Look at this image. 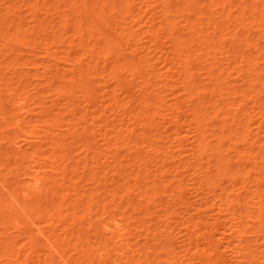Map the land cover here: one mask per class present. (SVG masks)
<instances>
[{"label":"rangeland","instance_id":"rangeland-1","mask_svg":"<svg viewBox=\"0 0 264 264\" xmlns=\"http://www.w3.org/2000/svg\"><path fill=\"white\" fill-rule=\"evenodd\" d=\"M92 1L96 2V0ZM169 1L170 0H133V2L136 3L135 7L140 8H137L138 10L132 13L128 11L120 14L119 12L113 13V0H107V2H109V7L113 9L110 10L109 13L99 14V18L102 19L100 30L97 27L92 29L84 28V33L82 32V28H78L76 23L82 20V22L87 24H94L97 21L96 16L100 11L98 3H94V6L97 7V13L93 11L85 15L81 11V9L85 7V3L81 2V0H0V197L10 198L11 194L14 192L15 183L25 180L27 169L36 164V162L24 158L28 153L37 151L41 153L39 156L54 154L59 157V160L53 166L47 161L45 163L46 165L43 166L41 174L44 179H42L43 182L40 194L31 190L26 199L27 204H33V202L36 201L35 199H37L36 194H38L39 198L48 197L49 200H47L51 203L47 204L41 202L39 206L35 207H33V205H28V214L22 212V215H24V225L20 229L13 227L15 219V215L12 213L15 211L13 205L10 206L11 212H0V246L10 242L9 247L13 251L12 254L7 256L5 254L6 252L3 253L5 250L1 249L5 248L3 246L0 247V264H20L15 261L19 250L24 264H66L64 258H62L57 251L54 250V253H52L53 250L50 249V245L45 244L44 237L39 233V227L48 235H53L55 233L63 237L64 230H67L69 238L72 240H74L73 237L75 235L79 234L81 236L80 240L83 243L86 242L87 238H89L88 240L91 241V244L95 241L101 243L103 234L100 231L99 222L107 220L111 214L120 216L121 212L119 206L118 208L108 209L106 213H103V211L96 212L97 202L101 204L110 199V196L108 197L105 192L102 194L101 192L105 187L109 188L108 183L113 180H117L120 184L117 202H119L126 211L127 220L128 217L131 216L134 227L139 224L144 225L142 233L137 230L134 234L135 238L131 241L136 243L138 240L139 243L136 247H139L146 243L145 233L151 231V229H156L157 231L155 234L153 230L150 234L151 237H155L154 240L151 241V245H153V248L157 249V251H164V254L159 257L161 264H167L165 260L170 254L169 250L173 247V245H169L167 241L171 240L174 242L175 246L180 245L178 249L186 247L184 246L185 241L183 237L184 230L186 229L181 227L182 225L180 226L182 222L185 224H193L194 220H196V216L199 215L205 217L204 219L207 221H213L219 218V227L217 230L215 229L214 232V235L217 237L222 235L220 234L222 232V225H225L226 221L227 226L234 222L240 223L236 218L232 217L230 211L229 214H227L225 210V212L222 210L223 212L219 211V213L217 206L221 202L217 200L220 191H223L225 188L227 193H233V195L229 197L232 198L234 193L238 191L237 188L241 185L242 179L238 177L232 182L228 176L223 177L220 173L232 170V168H234L233 166L238 165V163H241V165H243V163L246 164L247 161L244 160V151L248 150V152H254L255 154H258V151L260 152V144H264V132H260L261 136H259V138L261 142L254 143L253 145L250 140L251 135H247L244 129L249 127L250 129H248L255 133L258 129V124L260 125L262 122L261 130H264V120H260L261 114L257 113L258 110L264 113V103H262L264 102V86L260 83L261 81H256V91L261 93L260 95H252L255 99H253V97L251 99L249 96L248 98L251 100L248 102H246L248 98L240 93L224 95L227 96L226 101L229 103L227 107L230 105L241 107L240 110L234 109V111L239 114L241 110L243 111V115L239 117L244 116L246 111L243 109L246 108L247 111H252V114H254V117L248 120L250 123H247L248 121H246L247 118L245 116L243 118V125H238V123L235 122L233 123L232 120H229L230 123L228 122L232 127L238 130V132L241 131V138L239 137L237 139L238 141L236 140L238 142L237 147L242 149L241 153L235 146H230L232 142L226 138V140L224 139V144L220 146L216 138L220 135L219 131H221V127L222 129L225 128L227 121L223 124V122L220 121L222 118L221 115L207 124L213 117V113H205L204 111H202V113H197L194 110L195 107L191 109V106L193 107V105L195 106L196 103L198 104L199 102L198 96L195 93L197 89L191 88L192 91L189 89L190 93H187L188 90H184L187 83H184L185 80L187 82L186 75L188 72H193L196 74H194V78L196 77L195 79H197L198 77V79L203 82H200L201 86L205 84L204 86L207 85L211 87L212 80L208 76L209 71L206 70L210 69L211 72L209 73L212 75V68L214 67L215 72H213L217 77H220L221 85L223 84L222 82L231 80L230 82L238 87L242 83V77H246L245 75L247 74V79L250 77L253 78L254 76L250 75L253 72L255 73L256 70H253L250 74V69L248 74L246 72L248 69L246 68H248L250 64L246 61H240V59L233 60V62L231 61L232 59L230 61L228 60L230 65L227 66L225 55L227 52L228 55H232L235 52L233 48L237 50L239 48L241 52L239 55L244 54L250 56L251 53H254V47H247V43L245 44L246 40H243V43H239V46L236 40L235 43L237 45L231 41L234 32L232 33V29L230 30V28L234 26L238 29L242 28V33H238L240 29H237V34L241 35L245 27L243 26L244 22H239L240 25L233 19V21H227V18L224 16L221 17V14L219 15L222 9L218 8L220 12L218 10L219 13L215 14L214 19L219 18L214 20V23L217 22L219 26L218 29L222 28L223 30L224 27H227L224 29L226 30L224 35H219L221 37L217 39L218 33H216L214 39L215 43L212 41L213 43L208 45L210 47L203 48L202 50H198L197 48L200 54L199 59L196 60V58L192 60L194 64L191 63V68H185L186 66L183 65L182 67L179 64H185V62L180 63L183 61L185 55L182 53L184 56L182 54L178 56V53L184 51H175L173 45L176 37L172 36L175 33L171 34V32L177 30L179 34L181 33L180 36H184L185 38V34H187L188 31V28L187 31L184 30V28L188 26L186 25L188 24L187 20L190 24L193 22L192 25L195 23V26L199 27L201 30V23L204 25V22L208 21L206 12H209L208 7L210 5L208 3H210V0H190L192 2L191 4L189 3L191 5H189L190 9L179 12L174 10V4L181 3L183 0ZM229 1L228 3H231V6H228L229 4L227 3V7L229 9H234L236 7L235 9H237L238 4L236 5V3L243 0ZM33 2L36 3L34 4ZM232 2L234 5H232ZM243 5L246 6L245 3ZM7 6H11L10 9L7 8ZM14 6L19 8L20 14L11 11ZM47 7L49 9H47ZM199 7L203 9H199L201 12L197 11ZM195 9L196 11H194ZM55 10H61L62 13H56ZM75 10L78 11L76 12ZM189 10L192 11L191 14ZM237 10L240 9L238 8ZM249 10L250 8L248 6L247 10L245 9L247 15L251 13V10ZM33 13H37V17H35L36 15ZM78 13L81 14L79 15ZM180 13L182 16H177V14L179 15ZM184 15L189 16L184 17ZM160 19L162 21L164 19L167 22L165 23V30L163 29L164 32L162 30L161 33L163 35H160L162 39L160 37L158 38V40L161 39V43L158 41L160 44L157 45L158 42L156 44L154 40H151V35L156 25L159 23L160 25L158 26L162 25ZM189 19H191V22ZM136 20L138 21L137 24L135 23ZM175 23V28H172V25ZM235 23L242 27H238ZM183 25L185 26L183 27ZM230 25L232 27H230ZM111 26L113 28H111ZM120 26L130 27L133 35L135 34V39L129 40L130 42L127 46L134 47L132 45L136 43L132 42L136 40L137 48L139 47L141 51L143 49L142 54L148 52V54L145 55V65H142L139 71L135 73L136 75H139L137 74L139 72L142 73L141 75L147 74L146 79H149L148 81L143 77L131 75L132 72L125 69L123 71H117L120 72V80H122V85L120 86V84H117V79L112 77V70L114 63H116L115 61L122 57L123 52H115V54L108 59H103L102 57L98 58L97 51L100 45L97 42V37L100 31H105V33L110 34L109 37H111L112 33H118L120 31ZM117 27L120 29L118 30ZM180 27L183 28L181 29ZM208 27H210V29H206V31H209L211 35L212 32L214 33V30L212 31L214 28L213 26ZM26 28L30 30L33 29L35 31L34 34L29 33L28 30L26 31ZM236 28H233V30L235 31ZM253 28H251L252 30L250 29V38L253 37L254 40L249 39L250 43H254L256 40L255 37H258L259 41L257 42L260 44V47H262L261 49L264 50V37L261 36L264 31L261 32V30L259 31L256 27ZM255 28L259 31L260 36H258ZM39 29L42 32H40ZM227 29L229 35L226 33ZM182 30L185 32L183 33ZM194 30L196 31L194 34L197 35L196 27ZM190 33H188L189 36ZM186 36L188 37V35ZM241 36H244V34ZM124 40L125 38L123 39L122 48L126 47V42ZM196 41L194 45L197 44V47H202V45L199 46V42L201 41H198V43H196ZM94 43H96V47L93 53L94 58L91 56V59H93L92 64H95L97 68L105 69V71L102 72V69H100L99 71L91 73L90 77L85 79L88 85V87H86L78 83V80L71 81V79H73L72 63L79 58L82 53L81 48H84V45L87 47ZM204 43L206 44V42ZM194 47H196V45ZM220 47L224 50L222 52H227L226 54L223 53L224 55L219 53L217 56L216 53L218 52L215 53V50ZM191 48H193V46ZM225 49L227 50L225 51ZM124 50V55L127 54V52V55H129L131 48L127 47ZM192 50H195V48ZM208 50L211 51L210 54H206ZM53 51L57 52L55 59L46 55L47 52L51 53ZM231 51L233 52L231 53ZM137 52L140 51L138 50ZM261 53H264V51L260 52V54ZM220 54L224 57L222 58ZM87 57H82V67H85V62L91 60L90 56ZM262 58H259V62H257L260 68L264 66V59ZM199 60H204L203 67L201 65L202 62H200V64L197 63ZM216 67H219V70ZM47 68L51 72V78H48L50 74L46 73ZM221 69H226L224 75L223 72L219 75L222 71ZM203 71L205 73L201 75ZM227 73H229L228 76ZM243 73L245 74L240 77V74ZM104 74L105 77H103ZM160 74L162 78L159 76ZM181 75L182 78H179ZM77 76L79 75L77 74ZM51 79L52 81L50 82L49 80ZM188 85L190 86V84ZM119 86L121 88H119ZM153 88H158L159 95L161 94L160 96L164 97V114H161L162 116L154 114V116H156L154 118L157 119L155 123L159 125L158 130H164L162 133L160 131V136L155 134L157 137L153 135L155 131L157 133L159 132L155 129L158 126L157 124H154V126L153 124L151 125V120H145L146 118L144 119V126L141 127V123H139L141 118L146 117L148 114L145 113L147 105L143 104L145 103L143 101V103L140 102V100H142L143 95H146L145 97L147 99L148 93L151 92ZM207 95L208 94L204 95L203 98H206V100L209 98L211 105H216L218 103V101H214L216 98H214L213 94H209V97H206ZM19 97L25 98V104H23V106L24 109H30L32 112L33 115L31 116V120L36 125V131H31L30 127L23 119H21L20 124L22 130L14 127V117L21 112V110L17 108L18 106L14 105V101ZM8 98L11 99V102H7L9 100ZM1 99L3 101H1ZM182 99L185 101V107H182L183 109L179 106L180 103L178 105V102ZM127 101L130 102L127 104ZM5 102H7V105L5 104L3 107V103ZM123 103H125V106H123ZM186 104L191 105L189 107L190 110L186 108ZM241 104L244 106H241ZM171 105L173 108L176 106L179 109H173ZM181 106H183V104H181ZM184 109H186L185 112ZM138 110L142 113L141 115H139L140 113L136 114ZM176 110L177 113L181 111V113L178 114V116L181 117L180 121H178L180 125H182L180 127L182 129H179L180 135L175 133L178 130H176V123L178 124V122L175 123V119H173V117H176ZM51 112L57 113L58 120L60 119L58 121L59 125L56 127L58 129L54 131L57 134L54 139L56 144L51 143L50 137L43 136V131L49 129V127L45 125L47 124L45 118L48 117ZM201 114L204 115L202 119L199 118V122L193 120L197 115ZM172 115L174 116L172 117ZM178 116L176 119L179 118ZM261 119H264V115H262ZM222 125L225 126L223 127ZM239 126H242V128ZM199 128L205 130L204 142L211 141L207 150L208 152H206L207 154L197 159V157L194 158L190 148L191 143L194 141V133L198 132ZM23 130L26 131V134L23 133ZM216 133L219 134L216 136ZM191 134L192 136H190ZM235 139L236 138H234L233 141ZM179 140L181 144H178ZM150 143H153V145L148 146ZM186 145L187 147L189 146V148H187ZM106 148H110L112 151L107 153L105 150ZM212 148L215 149L212 150ZM161 149H164V153H166H161ZM170 151L171 153L168 154ZM173 153L175 155H172ZM220 156L223 159H221ZM254 156L259 157L258 155ZM226 160H231L233 165L226 164ZM237 160L238 162H236ZM254 160L255 159L250 160L253 162L247 163L248 168L257 166V161ZM198 161L203 165L201 168L203 171H198L196 169V163ZM114 164H117L116 168H122L117 170L113 167ZM62 166L65 167V172L59 174L52 172V168L58 170ZM73 168L81 175L80 179L78 178L79 185H77V188L79 190L78 195L83 194V200H81L80 203L85 204L84 210H82L83 206H78L72 201L74 192L76 191L70 186L69 177L71 175H66L70 174ZM100 170L103 171L102 173H104L108 179V181L104 180L101 184L94 175V172ZM176 170L181 172H179L181 174L179 178L183 183V196H179L177 192L174 193L175 195L171 194V189L177 184V180L179 179L175 175ZM147 174H149V176H146ZM75 175L72 176L74 177ZM213 180H216L214 187L211 183ZM106 183L107 185H105ZM24 184L25 182L19 184V196L22 194ZM5 185L6 188L4 187ZM52 185L64 188L63 191L59 192L58 197L54 196V192L45 194L44 190L47 187L52 188ZM147 188H151V190L146 192ZM7 189H9L10 192ZM247 191L249 190L242 189V195L247 193ZM62 195H64V197H62ZM205 196L208 197L207 200ZM66 198L70 199L67 200ZM95 200L97 202H95ZM56 202L60 203L61 207L67 208L62 215L56 214V208L53 206ZM89 204L93 205L90 213L87 208V206L91 207ZM236 207L238 208L237 210L240 209L238 205ZM134 208H136L135 211ZM195 208H199L201 214H199V210L196 211ZM254 212L257 213V211ZM195 213L196 216L192 217ZM223 213H225V216ZM262 216H264V213H262ZM224 219L226 221H224ZM202 227L204 226L202 225L201 228ZM181 230L183 232H181ZM196 234L198 235V233ZM219 234L220 236H218ZM258 235V232H253L249 229L243 234L244 238L251 239L249 244L253 246L257 258L261 256L259 252L261 246L258 247L259 241L256 240ZM197 239L199 242H202L203 245L204 236L200 235ZM225 241L223 242L224 244ZM163 242L164 247L162 245ZM70 243L73 244L76 242L71 241ZM246 243L247 242H243L239 246L244 247L247 245ZM80 254L81 253L73 250L72 247L66 250V255L72 258L71 264H89L85 257ZM194 256V251L192 249L187 250L185 259ZM26 257L27 259L24 260ZM105 257L108 258V255ZM139 257L140 261H143V264H152L155 258L152 256L153 259H147L146 255H141ZM182 258H184V256ZM226 258H228L226 259L228 263L230 258L227 256ZM241 258L243 260L246 259L244 256ZM259 260H261V258H259ZM192 261L195 262V264H200L197 258H193ZM184 264L188 263L185 261Z\"/></svg>","mask_w":264,"mask_h":264},{"label":"bare ground","instance_id":"bare-ground-1","mask_svg":"<svg viewBox=\"0 0 264 264\" xmlns=\"http://www.w3.org/2000/svg\"><path fill=\"white\" fill-rule=\"evenodd\" d=\"M166 1H168V0H166ZM170 1H172V0H170ZM189 1L190 0H183L182 2L180 1L181 3H176V5L174 4V8H175L174 10L179 12V11H182V10L186 11L187 9H190V6H191L190 4L192 2L191 1L189 2ZM228 1L229 0H210V3H208L210 5L208 7L209 10L207 9L209 12L205 11L206 14H207V17H208V21L204 22V25H203V23H201V26H200L202 28L201 30L199 29V27L195 26V23L192 25L193 22L190 24L189 21L187 20L188 24H186V25H188V26H186V28H184V30L187 31V28H188V31H187V34H185V38H184V36H180L181 33L179 34V32L177 30H175V29H174L175 31L171 32V34L175 33L172 36L176 37L175 43L173 45L175 51L176 50L178 52H180L181 50L184 51V52L181 51V53H178V56H179V54L184 53L185 56L182 54L184 56V59H183V61L181 60L182 62H180V63H184L185 62V64H179V65L186 66L185 68H191L192 60H194L196 58H197L196 60L199 59V55L200 54L197 51V48H198V50H202L203 48L210 47L208 45L215 41L214 39L216 37L215 36L216 33H218V37H217V39H218L221 36H223L225 31H226L224 29L227 28V27H224L223 30H222V28L218 29L219 26H218L217 22L214 23V20L219 18L218 17V18L214 19L215 18L214 17L215 14L220 12V10L218 8L222 9V12L219 13V15L221 14V17L224 16L225 18H227V21H229V20L231 21L233 19L237 23H239V22L243 23L244 22L243 23L244 25L242 24L243 26H245L244 29L242 30L244 36H241L243 34H241V35L237 34V32H238V30L240 28L239 29L236 28L234 26V24L231 22L234 27H232L230 25V27H232V28H230V30L232 29L231 32L232 33L234 32V34H232L233 36L231 35L233 38L231 36H228V37L229 38L231 37L232 38L231 41L234 42V43H235V40H236V42H238V46L240 45L239 43H243L244 42L243 40H246L245 41V44L247 43L246 46L247 47H250V46L254 47V53H251L250 56H246L244 54H240L239 55V53H241V52H240L238 46H237L238 50L236 48H233V49H235L234 50L235 52L232 55L231 54L228 55V52L226 51L227 49H225L227 54H226V52H222L224 50H222L221 47L219 49L215 50V53L218 52V53H216L217 56H218L219 53L226 54L225 57H226V60H227V62H226L227 66L230 65L229 61L231 59H232L231 60L232 62H233V60H237V59L238 60L240 59V61H246L247 63L250 64L249 67L246 68V69H248L246 72L249 74L248 71L251 69V72H250V74H251L253 72V70H256L255 73L253 72L254 74L252 73L250 75V76L253 75L254 77L253 78L250 77V78L247 79V74H246L245 75L246 77H242L241 78L242 83L238 87L234 86V84H232L230 82L231 80L230 81L229 80L228 81H224V82H222L223 84L221 85L220 77H217V75L214 74L215 68L213 67L212 69H213L214 72L212 71V75H211V73H209V72H211L210 69L206 70V71H209L208 72V76L212 80L211 87H209L207 85L204 86L205 84L203 86H201L200 82L201 83H203V82L200 81L198 79V77H197V79H195L196 77L194 78V76L196 74L193 73V72H190V73L188 72V74L186 75L187 82L185 80V83H184V84L187 83L186 86H185L186 88H184V90L185 89L188 90L187 93H190V90L192 91L191 88H193V89L196 88L197 89L196 91L195 90L194 91H195V93L198 96V97L197 96L196 97L199 99L198 100L199 102L197 101L198 104L196 103V105L195 106L193 105V107L190 104L189 105L186 104L187 105L186 108L189 109V107L191 106V109H192V108L195 107L197 109L194 108V110L197 113H202V111H204L205 113H208V112H210L211 114L213 113V115H212L213 117L211 118V120H209L207 122V124H209L215 118H218L219 116L222 115V118L221 119L219 118L220 121H222L223 124H224V122L227 121V124H226V126L224 125L225 128L222 129V127H221V129H220L221 131H219L220 135H219V137L216 138V140L219 142L220 146H222L224 144L223 143L224 139L226 138L227 140H230L232 142V143H230V146H235L236 148L239 149V147H237L238 146L237 145V143H238L237 139L239 137L241 138V133H240L241 131L238 132V130H236L234 127H232L229 124L230 123L229 120H232L233 123L235 122V123H238V125L239 124L241 125L243 123L244 116L247 118L246 121H248L252 117H254L253 116L254 114H252V111H247V108H246L247 105H246V107H245L246 109L242 108L244 111H246V113L244 114V116L239 117L240 115H243V111L241 110V113L239 114L238 112L234 111V109L236 108V109L240 110L241 107L240 106L234 107L232 105L227 107L229 103L226 101L227 100V96H224V95H229L231 93H236V94L240 93L242 95H245L247 98L250 96L251 99H252V97L254 95H257V94L260 95V93H261V92L256 91V87L257 86L255 85L256 84L255 82L256 81L257 82L261 81L260 83L262 84V86H264V83H262V82H264V66H261L262 68H260L258 63H257V62H259L258 61L259 58L264 57V53L260 54V52H262L264 50L261 49L262 47H260V44L257 42V41H259L258 37H255L256 40H255L254 43H252V42L250 43L251 39L254 40L253 37L250 38L251 37L250 34H251V30H252L251 28L256 27L257 29H259V31L260 30H261V32L264 31V0H245V1L243 0V1L239 2V3L235 2L236 5L238 4L237 5V9L239 8L240 10L235 9L236 7L234 9H232V8L229 9L227 7V5L229 4L228 6H231L230 5L231 3H228ZM81 2L85 3V7L81 9L83 14H85V15H88V14H90L93 11L97 13V10H96L97 7L94 6V3H98L99 7H100V11H99V13L96 16L97 21L94 24H87L85 22H82V20L79 23H76L78 28H80V29L82 28V30L84 28H86V29L91 28L92 29V28H96V27L100 30L102 19L99 18V14H101V13H103V14L109 13V11L112 10L113 8H114L113 13L114 12L115 13L119 12L120 14L123 13V12H128V11H130V13H132V12H135V10H138L140 8V7L139 8L135 7L136 3H134L133 0H113V4H112L113 8L109 7V2H107V0H96V2H94L92 0H81ZM244 3L246 4L247 7L249 6V8L251 10V11L249 10L251 13L248 14V15H247V13L245 11V9L247 10V7L245 5H243ZM232 5H234L233 2H232ZM10 7L11 6H9V7L7 6V8H9V9H10ZM47 9H49V8L47 7ZM199 9H200V7L198 8L197 11H200L202 8L200 10ZM191 10H189V11H191ZM218 10H219V12H218ZM11 11L18 12L20 14L19 8L15 7V6L11 9ZM55 11H56V13L57 12L58 13L59 12L62 13L61 10L60 11L55 10ZM75 11L77 12L78 10H75ZM194 11H196V9ZM191 13H192V11L190 12V14ZM33 14L36 15L35 13H33ZM180 14L179 15L177 14V16H182V14L181 15ZM188 16L184 15V17H188ZM35 17H37V15ZM122 17H124V16H122ZM164 18H165V16H164ZM205 18H206V16H205ZM189 20L191 22V19H189ZM166 22L167 21H165L164 19H163V21L161 20V24L162 25L158 26V25H160V23H159L158 25H156L157 28L155 27L154 30H153V33L151 35L152 36L151 40H154L156 42V44H157L158 41L160 42V40L162 39V37H160V35H163L161 33H162V30L166 27V25H165ZM135 23L137 24L138 21L136 20ZM175 25H176V23L174 25H172L173 26L172 28H175ZM83 26H85V27H83ZM184 26L185 25H183V27ZM208 26H213V28H214V29L211 28L212 31L214 30V33L212 32L211 35H210L209 31H206V29L207 30L210 29V27H208ZM237 26L238 27H242V26H239V25H237ZM44 27H47V26H44ZM195 27L197 29V35L194 34L196 32L194 30ZM111 28H113V27L111 26ZM120 28H118V30L120 29V31L118 33H115V32L112 33L111 37H109L110 34L105 33V31H103V32L100 31L101 34L99 33V35L97 37V42L100 45V47L98 48V51H97L98 52L97 55H98V58L102 57L103 59H108V58L112 57V55L115 54V52H120V53L123 52L122 57L118 58L115 61L116 63H114L113 70H112V77H115L117 79V84H120V86H121L122 85L121 84L122 80H120V72H117V71H123L125 69H128V70H130L132 72L131 75L133 74L135 76L136 75L135 73L137 71H139V69L142 67V65H145V63H146L145 55L148 54V52L142 54L143 49L141 51L139 49V47L137 48L136 40L132 42V43H136V44H134V45L131 44L134 47L127 46L128 43L130 42L129 40H134L135 39V34L133 35V33L131 32L130 27H125V26L121 27L120 26ZM204 28H205V30H204ZM233 28H236V30L234 31ZM256 28H255V31L257 30ZM189 29H190L192 35H191ZM241 29L239 30L238 33L241 32ZM25 30L26 31L28 30V32L32 33V34H34V32H35L33 29L30 30L29 28H26ZM84 30L82 32H84ZM101 30H104V29H101ZM164 30H163V32H164ZM184 30H182L183 33L185 32ZM259 31L257 30L258 36H260ZM40 32H42V31L40 30ZM228 32L229 31L227 29L226 33L228 34ZM231 32H230V34H231ZM188 33H190V36H189ZM178 34H179V36H178ZM186 35H188V37ZM219 35H221V36H219ZM261 36L264 37V33H262ZM159 37L161 38L160 40H158ZM181 37L184 38V39H182ZM124 38H125L124 41L126 42V47L125 48H127V47L131 48V51L129 52V55H127L128 52H127V54L124 55V52H125L124 49L125 48H122L123 39ZM237 39H239V40H237ZM195 41H196V43H198V41H201V42H199V46L202 45V47H197V44H195L196 47H194L195 46L194 45ZM159 42H158L157 45H159L161 43V42L160 43ZM204 42H206V44ZM232 42H230V43H232ZM95 45H96V43H94L93 45L87 46V47H85L86 45H84V48H81V50H82L81 55L79 56V58L75 62L72 63L73 79H71V81H77L78 80V83H80L82 86L88 87L87 80L85 81V79H88L90 77L91 73H93L95 71H99L100 69H102V72L105 71V69L97 68V67H95V64H92L93 59H91V56L94 55L93 53L95 51V47H96ZM206 45H207V47H206ZM235 45H237V44L235 43ZM242 45H244V44H242ZM192 46H193V48H195V50H192L193 49V48H191ZM223 49H224V45H223ZM138 50L140 52H137ZM196 52H198V53H196ZM232 52L233 51H231V53ZM210 53H211V51L208 50V52L206 54H210ZM213 53H214V50H213ZM56 54H57L56 51H53L51 53H49V52L46 53V55L51 57L52 59L56 58ZM87 56H90L91 60H89L88 62H85V67H82V63H83L82 62V57H87ZM213 56H214V54H213ZM204 57H207V56H204ZM221 57H222V55H221ZM93 58H94V56H93ZM209 58H210V56H209ZM209 58H207V59H209ZM207 59H205V60H207ZM262 59H264V58H262ZM119 60H121V61H119ZM203 61L204 60H199L197 63L200 64V62H202L201 65L203 67V64H204ZM192 64H194V63H192ZM148 66H149V63H148ZM206 67H204V68L207 69ZM204 68H202V69H204ZM216 68L218 69L219 67H216ZM226 68H228V67H226ZM221 70L222 71H221V73L219 75H221L222 72H223V75H224V73H226V72H224V71H226V69H221ZM46 73L50 74L48 78L52 77L51 76V72L49 71L48 68L46 69ZM203 73H205V72L203 71L201 75H204ZM77 74L79 76H77ZM137 74H139V75H136L137 77L140 76V77H143L147 81L149 80V79H146L147 74L141 75L142 73H140V72L137 73ZM228 74L229 73H227V76H228ZM244 74L245 73L240 74V77H241V75L243 76ZM206 75H207V73H206ZM159 76L161 77V74ZM103 77H105V74L103 75ZM179 78H182V75ZM184 79H185V77H184ZM49 81L51 82L52 79L49 80ZM158 83H161V82H158ZM175 83H176V81H175ZM188 84H190V86ZM120 86H119V88H121ZM198 88L200 89V91H199ZM149 93L147 95V99L145 97L146 95H143L142 100H140V102L143 101L145 103H143V102L142 103L147 105V109L145 110V113H148L146 115V117L141 118V120L139 122V123H141V125H140L141 127L145 125V120H151L150 122H151V125L153 124V126H154V124L158 125V123H155L157 121V119L154 118V117H156V116H154V114H156L157 116L158 115L162 116L164 114V112H163L164 111V109H163V107H164V104H163L164 97L162 96L163 97L162 98L160 96L161 94L159 95L158 88H153L151 90V92H149ZM206 94H208L206 97H209V94L210 95L213 94L214 98H216V100H214V101H218V103L216 105L215 104L211 105V102H210L209 98H208L209 100L208 99L206 100V98H203L204 95H206ZM181 95H183V94H181ZM148 96H149V98H148ZM150 97H152L153 99L150 98ZM212 98H213V96H212ZM24 99L25 98H22V97L20 98L19 97L17 100L14 101V105L18 106L17 108H19L21 110V112L14 117V127L16 129L22 130V127L20 126V124H21V119H23V120H25L26 124H28V126L30 127L31 131H36V125L31 120V116L33 115L32 112L30 111V109H24V106H23V104H25V100ZM251 99L248 98L246 102H248ZM253 99H255V98L253 97ZM1 101H3V100L1 99ZM7 102H11V99H9ZM7 102L3 103V107L5 106V104L7 105ZM129 102L130 101H127V104ZM179 103H180V105H179ZM262 103H264V102H262ZM181 104H183V106H181ZM206 104H208V105H206ZM178 105L181 108L185 107L184 106L185 105V101L182 99L180 102H178ZM123 106H125V103H123ZM241 106H244V105L241 104ZM171 107H172V105H171ZM174 107L175 108H173V107L172 108L173 109H177V110L179 109L176 106H174ZM210 107H211V109H210ZM224 107H225V109H224ZM177 110H176V113H177ZM185 111H186V109H184V112ZM195 112H194V114H195ZM23 113H25V114H23ZM137 113L139 114L140 110H138L136 112V114ZM179 113H181V111H179L176 114V117L178 116ZM257 113L261 114L259 119L260 120H264V119H261L262 115H264V113L260 112L259 110H258ZM141 114L142 113H140L139 115H141ZM180 115H182V114H180ZM186 115H187V113H186ZM203 115L204 114L197 115L196 118H194L193 120L194 121L197 120L199 122V118L202 119ZM173 116L174 115H172V117ZM176 117H173V119H175L174 120L175 123L178 122V124L176 123L177 126L174 124L176 126V130L178 129L175 133L179 134L180 133L179 129H182V128H180L182 125H180V123H179L181 117L178 116L179 117L178 119H176ZM77 118H79V117H77ZM154 119H155V121H154ZM59 120H58V115L55 112L54 113L51 112L50 115H48V117L45 118V122L47 123L45 125H47L49 127V129L45 130V131L42 130L43 131V136L50 137L52 144H56L54 139L57 136V134L54 131L56 129H58L56 127L59 125V123H58ZM142 120H144V121H142ZM247 123H250V122L248 121ZM261 123H260V125L258 124V129H257V131L255 133H253L252 130H249L250 129L249 127L244 129V132L247 135H251L250 136V138H251L250 140L252 141L253 145H254V143L261 142V140L259 138V136H261L260 132H264V130H261V128H262L261 127L262 126ZM158 127H159V125L155 129L158 130ZM239 127L242 128V126H239ZM160 128H161V126H160ZM199 130H200V133H199ZM199 130H198V132L194 133L195 137L193 136L194 137V141L192 142L193 144L190 142L191 143L190 151L192 150L191 152L194 155V158L197 157V159L201 158L204 154H207L206 152H208L207 150H208V148L210 146V141H211V140H209L207 142H204L205 130H203V129L201 130V128H199ZM160 131L158 133L155 131V133L153 135L156 134V135L160 136ZM162 131L164 132V130H162ZM162 131H161V133H162ZM23 133L26 134V131L23 130ZM219 133H216L215 135L217 136ZM104 136H105V133H104ZM190 136H192V134ZM233 137L236 138L234 141H233V139H234ZM178 144H181L180 140H179ZM149 145L151 146V145H153V143L148 144V146ZM187 145H189V144H187ZM187 145H186V147H187ZM182 146H183V144H182ZM189 146L187 148H189ZM213 149H215V148H212V150ZM105 150L107 151V153L112 151L110 148H106ZM240 151L242 153V149L241 148L239 149V152ZM160 152L164 153V149H161ZM244 152H245V154H244V156H245L244 158L245 159L244 160L247 161V163H249V162H253V161H250V160L255 159L254 161H257V163L256 162H254V163H256L257 166L254 167V168L253 167L248 168V164L247 163H246L247 165L245 163H243V165H241V163H238V165L233 166L234 168H232V170H228L225 173L221 172L220 173L221 176H223V177L228 176L229 179L232 182H234L238 177H240L242 180H241V185L237 188L238 191L236 193H234V196L232 198H229V197L232 196L233 193H227L226 192V188L225 189L223 188L224 190L220 191L219 196H218L219 198L217 200V201L221 202L217 206L218 209H219L218 212L222 211V210L223 211L225 210L226 213L229 214V211H230L231 214H232V217L236 218L238 220V222H240V223H237V222L236 223L234 222V223H231V224L229 223L230 225L227 226L226 225L227 221L224 219V221H226V224L222 225L223 226L222 227V232L220 233L222 235L220 236V234H219L218 236H220V237H217V236L214 235V232H215V229L217 230L218 227H219L218 224L220 223V219L217 218V219H214L213 221H209V220L207 221L206 219H204L205 217H203L202 215H199V214H201L199 208H197V209L195 208L196 211L199 210L198 211L199 212V214H198L199 216H196V213L194 215H192V217L196 216V220H194L193 224H185L183 222L181 224L179 223L180 226L182 225L181 227L186 229V230L182 229V230H184V233H183V237H184V241H185L184 246H186V247L182 248V249H178V247L180 248V245L175 246L174 242H172L171 240L167 241L169 243V245H173V247L169 250L170 254L168 255L167 259L165 260V262L167 264H184L185 261L188 264H195V262L192 261L193 258H197L198 262L200 264H244V263H247V264H252V263L262 264V263H264V231H262V230H264V216H262V213H264V144H262V145L260 144V152L258 151V154H255L254 152L253 153L252 152H248V150H246ZM170 153H171V151L168 154H170ZM40 154H41L40 152L34 151V152L28 153L24 157L25 159L31 160L32 162H36V164L33 165V167L27 169L26 177L24 178L25 180H21L19 182L15 181L16 183H15V187H14V192L11 194L10 198L0 197V212L7 211L9 213V212H11L10 206H12V205L14 206L15 211L12 212L15 215V219H14V222H13V227H15L17 229L22 228V226L24 225V223H23L24 215H22L23 214L22 212H24L25 214H28V209L27 208H28L29 204H27V202H26L27 200L26 199L28 198V196L30 194V191L34 190V191L38 192V194H40V192H41V185H42V182H43L42 179H44L43 175L41 174V172L43 171V166L46 165L45 164L46 161L50 162L51 166H53L59 160V157H57L54 154L39 156ZM172 155H175V154L173 153ZM254 155H258L259 157H256ZM143 157H145V156H143ZM221 159H223V158L221 157ZM226 161H227L226 164H228V165L232 164L231 160H226ZM236 162H238V160ZM99 165H101V164H99ZM116 166H117V164L113 165V167H115V169H117V170H120L122 168V167L121 168H116ZM202 166L203 165L199 161L196 163V167H197L196 169L198 171H203L201 169ZM100 167H103V166H100ZM64 170H65L64 166H62L58 170H56L55 168H52V172L53 173H58V174L65 172ZM102 172L103 171H101V170L94 172V175H95V177L97 178V180H98V182L100 184L103 183L104 180L108 181L107 177ZM179 172H180L179 170L178 171L176 170V174H175L178 178L181 176V174H180L181 172L180 173ZM72 175H75L74 176L75 178ZM66 176H70L69 177L70 186H71V188L74 191H76V192H74V197H73L72 201L75 202L78 206H83L82 210H84V205L85 204L84 203H80V201L83 200V194L78 195L79 194L78 193L79 190L77 188V185H79L78 180L80 179L81 175H79L77 170L75 168H73L71 170L70 174H68ZM146 176H149V174H147ZM155 176H157V175H155ZM177 181H178L177 184L174 185V187L171 189L172 190L171 194L175 195L174 193L177 192L179 196H183L184 195L183 183L180 180V178ZM22 182H25V184H24V187L22 188V194H21V196H19L20 195V194H18L19 184L22 183ZM211 183L213 184V187H214V185L216 184V180L215 181L214 180L211 181ZM105 185H107V183ZM108 185H109V188L105 187V189H103L101 194L105 192L108 195V197L110 196V199L108 201H106V202L101 203V204L95 200V202H97V204H96V212L103 211V213H106V212H108V209H110V208H112V209L118 208V206H119L121 212H120V216H117L115 214H111L108 217L107 220L99 222L100 231L103 234V240H102L101 243H97V241H95L94 243L91 244L90 243L91 241L88 240L89 238H87L86 242L83 243L80 240L81 236L78 233H77L78 235H75L73 237L74 240H72V239L69 238V233H67V230H64L63 237H60L59 234H55V233L53 235H48V234H46V232L41 227H39V233H40V235H42L44 237L45 244H49L50 245L49 246L50 249L53 250L52 253H54V250L57 251L60 254V256L62 258H64L66 264H71L72 263V258L66 255L67 248H71V247L76 252L81 253L80 255L84 256L85 259L89 262V264H143V261L141 262L140 261V257H139L141 255L142 256L146 255L147 259H153L155 257L153 259V261H152V264H161V262L159 260V257H160V255L164 254V251H162V250L157 251V249H154L153 245H151L152 244L151 241L154 240L155 237H151L150 234H151L152 230H153L154 234H155V232L157 230L156 229H151V231H147L145 233L146 234V236H145L146 237V243H144L143 245H141L139 247H136L137 244L139 243V241L137 240V242L134 243L131 240H133L135 238L134 234H135V232L137 230L140 231V233H142V230H144V225L143 224H139L136 227H134L131 216H129L128 220H127L126 211L122 208V205L119 204V202H117V199L119 198L118 197V191H119V187H120V184L117 182V180L111 181L110 183H108ZM4 187L6 188V185ZM242 189H247L249 191H247V193L242 195V192H241ZM7 190L10 192L9 189H7ZM63 190H64V188H60L59 186L52 185V188L51 187H47L44 190V192H45V194H48L49 192H54L53 193L54 196L58 197L59 196V192L63 191ZM150 190H151V188H147L146 192H149ZM198 192H200V191H198ZM38 194H36L37 195V199H35L36 201L33 202V204L31 203L30 205H33V207H35V206H39L41 202H45L47 204L51 203V202L48 201L49 200L48 197L39 198ZM173 195H171V196H173ZM62 197H64V195H62ZM205 197H206V200H207L208 197L207 196H205ZM66 199L69 200L70 198H66ZM50 201H51V199H50ZM89 205H91V204H89ZM237 205L240 207L239 210H237L238 209L236 207ZM53 206H54V208H56L55 209L57 211L56 214H58V215H62L64 213V211L67 209L65 207H61V204L57 203V202ZM92 206L93 205H91V207L87 206V208L89 210V213L92 210ZM31 209H32V207H31ZM135 210H136V208H134V211ZM254 211H257V213H255ZM223 215L225 216V213H223ZM218 217H220V216H218ZM51 218H53V217H51ZM202 225L204 227L201 228ZM137 228H139V229H137ZM247 229H249V230H251L253 232H258V234H259L258 237L256 238V240L259 241V243H258L259 246L258 247L261 246V249L259 251L261 253V256L259 257V258H261V260H259V258H257V254L254 253L253 246L249 244L251 239H246L243 236L244 232ZM182 230H181V232H183ZM196 233H198V235ZM72 234H74V233H72ZM226 234H227V236H226ZM200 235L204 236L203 245H202V242H199V240L197 239ZM61 238H63V239H61ZM226 238H227V240L225 241ZM223 240L225 241V244L223 243L224 242ZM71 241H75L76 243L72 244V243H70ZM243 242H247L246 243L247 245H245L244 247L239 246ZM9 244H10V242H8L6 245H2L5 249L1 248L2 250H5V251H3V253L6 252L5 254L7 256L13 253L12 249H10V247H9ZM162 245L164 247V242H163ZM221 245H223V246H221ZM2 246H0V247H2ZM191 249L194 251V255L195 256L194 257H187V259H185V256L187 254V250H191ZM227 251H229V252H227ZM228 253H230L231 256ZM106 255H108V258L105 257ZM152 256H153V258H152ZM183 256H184V258H182ZM226 256L230 258V261L228 263L226 261V259H228V258H226ZM242 256H244L246 259L243 260L241 258ZM20 258H21V254H20V250H19L18 253H17V258H16L15 261H17L20 264H24L23 258H21V259ZM26 259H27V257L24 260H26ZM143 260H145V259H143ZM7 264H9V263H7ZM14 264H17V263H14Z\"/></svg>","mask_w":264,"mask_h":264}]
</instances>
